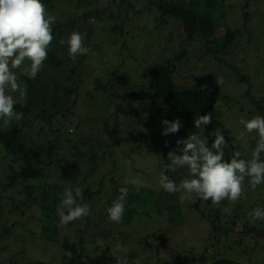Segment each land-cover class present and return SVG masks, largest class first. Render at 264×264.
<instances>
[{
    "label": "trees",
    "instance_id": "trees-1",
    "mask_svg": "<svg viewBox=\"0 0 264 264\" xmlns=\"http://www.w3.org/2000/svg\"><path fill=\"white\" fill-rule=\"evenodd\" d=\"M92 1L94 0H76L75 8L71 7V9H75L81 15L78 18L79 20L68 18V25L72 26L73 30L69 31L59 22L53 25L54 40L49 47L48 58L35 79H29L24 72L25 68L30 67V61L27 60L28 63L20 71L23 72L24 78L22 82L18 78V82H21L27 88V95L24 101H17L15 110L23 113V119L18 122L13 120L7 128H4L2 121H0V169L2 168V172L5 176H8L13 173L10 170L20 167L21 163L24 166L30 163V166H32V169L29 168L28 170L37 174L34 179L28 177L27 174L22 177L15 174L12 176L13 185L9 187L15 186L21 180L24 184L22 193L25 194L27 204H34L44 208L42 213L45 218L44 220L41 218L42 222L40 224L44 232L42 235L44 239L50 234L57 238L59 232L56 227L52 226L51 222L57 217L56 212L59 203L55 207H49L51 205V202H49L50 192L53 195V190L56 189L58 194H62L68 184L69 176V169L61 166L54 167L51 163L62 150V139L65 141L69 139L70 142H75L70 137L72 135H70L69 129L67 130L66 127L72 128L73 124L83 121V119L77 118L75 114L74 101L78 93L76 89L82 88L84 81L80 77L79 68L83 63L90 60V55L95 53L97 55L103 53V57L107 58L109 63H111V59L119 58L118 55L123 60H126L127 48L133 47L134 41L141 39V28H138L136 33L132 34L130 38L128 37L129 31L126 23H128L131 16L136 20L139 19L138 16L140 14L147 12L148 15L153 17V29L160 32L165 27L170 26L171 30L177 32L179 36V39L172 41L175 42L174 46H171V49L167 48L171 52L172 59L164 63H152V65L148 66V82L142 83L139 87H134L125 95V99L129 100L128 102L132 103L133 100L138 103L136 107L131 105L128 108L134 112L133 126L135 123H137L136 125L140 123L142 116L139 104L141 106V102L148 104L150 102L157 109L165 110L167 120L173 121L176 118H180L182 122L180 131H187V133H184L186 137L190 133H198L202 139H207L209 147H211L215 139L212 132L219 128L221 134L225 136L228 142L224 158L230 160L235 151H242L240 140L236 138L237 132L244 130L243 126L239 124V119L243 118L246 120L247 109L250 115L259 114L264 116V84L258 97L252 93V87L256 79L262 73L264 76V10L258 4H252V0H243L240 16L235 12V6L232 5L231 0H113V3L108 7L109 10L106 12H103L102 9L100 10L98 5ZM42 2L47 7L54 6L53 0H42ZM255 11H257V14H254ZM229 17L234 24L237 23L235 28L227 26ZM253 17L257 19V31L261 34L260 38L262 36L263 44L260 43L257 47L247 45L243 52L238 55L236 53L231 58L232 53H234L233 49L238 46V40L245 37L244 40L246 39L250 43L255 39L250 27ZM105 18H109L107 24L103 22ZM92 20H97V22H92ZM110 21H113V26L109 29L107 25ZM240 21H244V23L240 24ZM75 22L80 24L79 28H77ZM142 28L145 30V27ZM222 30H225L224 35L217 37V33ZM73 31H79L82 35L86 33L87 36L84 42L90 52L87 55L78 56L80 62L70 69L67 61H70L71 58L68 54L66 41ZM102 35H107V39L94 40ZM117 37H120L121 40L125 37L126 41L114 54L116 49L114 47L118 43ZM61 39L65 41L64 44L60 43ZM95 41H97V44L93 46ZM159 42L164 47L166 46L165 38ZM92 47L95 49H92ZM65 54L67 57H64ZM107 54L109 55L107 56ZM123 63L124 61L122 60L118 61L113 74H118V69L123 67ZM181 66L190 68L189 70L193 74V82L186 88H180L177 85L176 76ZM219 66H227L233 74V79L229 80V85L226 82H224L222 87L216 84L215 77H220L217 72L220 69ZM75 77L78 78V81ZM88 79L87 84L90 82L95 87L94 90L96 92L99 91L106 94L113 92L111 94L112 97L117 95L116 90L120 88V86L110 88L101 79H93L92 81H90V78ZM256 85H260L259 80ZM99 97H90L93 109L100 106L101 110V105H103L101 101L103 99ZM217 101L219 102L218 107L214 108ZM152 108L154 109V107ZM207 113H211L213 120L205 126L204 132H202L203 128L196 129L194 127V120L199 115ZM68 122H70L69 125H67ZM136 125L134 129L132 126L133 131L129 132L126 137L127 141H129L128 143H132V148L141 149L142 145L139 138L142 134L136 128ZM91 134V131L86 130L78 135V137L82 136L84 140L81 142V147H88L85 141L90 138ZM147 135L150 138L154 134L148 132ZM181 138H184V136L182 135ZM258 138L256 133L249 140V145L252 146V149L255 148ZM73 148L78 151L79 147L75 143ZM103 157L100 158L90 149L81 154L80 159L83 162L91 163L89 172L91 178L96 175L99 164L105 160ZM241 158L247 159L244 153H242ZM262 158H264V154H262ZM22 160L23 162H20ZM63 163L64 161L60 162L61 165ZM168 164H165L164 168L163 164L159 162V171H165ZM21 168L26 169V166ZM186 168L179 167L175 172L168 171L166 174L179 184L184 178ZM131 185L123 181L116 184L112 198L110 197L107 200L104 204V211L101 212L102 222L108 220L107 209L120 195L119 190L128 186L127 189H130L133 186ZM0 186L5 187V184L0 182ZM101 189H103V182L99 189L94 191L90 187L85 186L81 189L83 192L82 202H86L87 198H89L90 201L97 204L100 200ZM38 190H42L41 194L43 193L41 200L37 199ZM135 190L137 192V201L133 203L127 202L125 205V212L121 220V223L125 226L131 227L136 217L141 213L147 215L150 208L153 212H157V215H163L166 211L172 214V212L176 211V208L169 202L171 193L146 187H139ZM262 191V184L253 189L246 178L245 196L238 200L236 205H232L233 202L225 200L216 206L209 200L208 206H211V209L207 212H202L204 218L213 229H217L222 224L227 228L229 221H231V225H235L238 222L246 223L252 233L247 236V241H243L247 244L249 239H254L256 241L254 248L249 249L246 247L247 245L245 247H234L227 244L223 248L219 247L220 250H218L216 246H222L225 241H216L211 242V248L215 249L214 253H210L211 256L208 255L211 250L209 247L203 253H201L203 251L202 248H191V258L198 260L200 264H260L257 259H254V253L255 251L259 253L261 248V251L264 252V221L256 220L253 222L248 213L257 207L264 208L259 199ZM164 193L169 194L168 197H164ZM197 199L198 201L193 205V208L200 211L199 203L202 199L198 196ZM241 200L242 202H239ZM77 202L81 203L79 198H77ZM46 207L51 210L46 211ZM15 210L18 211L16 208ZM24 217L26 216L21 215L18 217L19 221L14 220L12 222L8 219L3 225L0 224L2 228L0 230V246L4 245L6 240L11 239L10 237L15 236L13 235L15 227L23 225ZM25 230L31 234L30 236L19 238V244L24 249H26V244L29 242V237L32 239V235L35 237L32 234V230L29 228ZM82 234L79 235V242L75 238L74 240L65 238L63 243L56 239L55 244L62 248L66 254L61 264H86L95 260L108 261L109 264H112L111 262L116 263L115 257L110 260L107 257L109 253L107 248L102 249L104 246L101 245L102 247L100 248L98 244L97 246L95 245V241L101 242L107 239L108 235H106V232H99L98 236L91 231L90 233L89 231L86 232L85 235ZM41 239L44 240L43 238ZM144 242L146 243V240ZM161 243L158 245L146 244L149 249L155 248L159 251L164 241ZM47 244H50V242ZM235 249L241 251L237 254ZM68 253H71V257L68 256ZM26 254L13 245L3 250L0 253V257L7 259L9 264H45L41 261H27L25 263L19 261L26 257ZM129 257L133 259L132 264H135L134 255L130 254ZM69 258H71V262L68 260ZM164 264H176V262L166 261Z\"/></svg>",
    "mask_w": 264,
    "mask_h": 264
},
{
    "label": "rangeland",
    "instance_id": "rangeland-1",
    "mask_svg": "<svg viewBox=\"0 0 264 264\" xmlns=\"http://www.w3.org/2000/svg\"><path fill=\"white\" fill-rule=\"evenodd\" d=\"M53 1L54 6L47 7L49 13L56 17V22L61 23L69 31L73 30V27L68 25V18L79 20L78 18L81 17L79 12H76L75 9H71L72 6L75 8L74 4L77 3L76 0ZM92 2H95L100 10L102 9L103 12H106L109 10L108 7L113 3V0H94ZM230 2L235 6V12L241 16L240 12L242 11L243 0H231ZM251 2L252 4H258V6L264 10V0H252ZM66 6H68L67 9H65ZM254 14H257V11H255ZM138 17L139 19L135 20L133 19V16H131L128 23H126L129 31V38L132 34L136 33L138 28H141V39L139 41H134L133 47L127 48L126 60H123V58L117 53L119 58L111 59V63H109L107 58L103 57V53L98 55L95 53L90 55V60L83 63L79 68L80 77L84 81L82 88L76 89L78 93L76 94V97L74 96V101L76 109L75 114L77 115V118H81L83 121H81L82 123L77 122L76 124H73L72 128L69 126L66 127L67 130L69 129L70 135L77 138L70 136L75 142H70L69 139L66 141L62 139V150L59 152L57 158L51 163L54 167L61 166L69 169L68 184L65 186L64 192L66 189L74 190L77 186L81 189L86 186L90 187L92 191L98 190L103 182V189H101L102 192L100 193L99 202L95 204L87 198V201L83 203L89 205V215L68 225H61L57 214V217L51 221L52 226L59 230L57 238H54V235L50 234L44 239V237H42L44 232L40 227L42 222L41 218L42 220L45 218L42 213L44 208H40V206L34 204H27L25 194L22 193L24 184L21 180L15 186L9 187L10 185H13L12 176L15 174L20 177L27 174L31 179H34L37 174L28 170L29 168L32 169L30 163L25 165L26 169L21 168L25 167L21 163L20 167L10 170L13 172L8 175L10 177L5 176L1 168L0 182H3L5 187L0 186V224L3 225L8 219L12 222L14 220L19 221L18 217L21 215L26 217H24L25 221H23V225L15 227L16 229L13 232V235L15 236L10 237L11 239L6 240L4 242L5 244L0 246V253L8 247L15 245L19 250L27 253L26 257L19 260L22 263L27 261H41L45 264H61L66 254L62 248L55 244L56 239L63 243L65 242V238L70 240H74L75 238L76 241L79 242V235L81 233H83L82 235H85L88 231L89 233L90 231L95 233L97 236L99 235V232H106V235H108L107 239L101 242L95 241V245L97 246L98 244L100 248L104 246L102 249L107 248L109 250L107 255L109 260L112 257H115L116 263L118 264H124L125 261H127V264H132L133 259L129 257L130 254L134 255V261L136 262L138 260L139 264H164L166 261H173L176 262V264H200L198 260L191 258L192 255L190 254V249L202 248L203 251L201 250V253H203L207 247L211 248V242L223 240L225 242L222 246L217 245L216 249L220 250L219 247L223 248L227 244L234 247H245L247 245L246 247L249 249L255 247L256 241L254 239H249L247 244L243 241H247V236H250L252 233L249 231V226L244 222H238L235 225H231V221H229L227 228L223 224L217 229L211 228L210 224L202 214V212L210 210L211 206H208V201L201 200L199 203L200 211L195 210L193 205L198 201L196 194H191V196L182 200L181 196L184 195V193H171V199L169 202L174 208H176L174 213L172 212L171 214L166 211L163 215H157L158 213L153 212L150 208L147 215L143 213L139 214L131 227L125 226L121 221L119 223L111 221L109 215L108 220L102 222L101 212L104 211V204L110 197L112 198L116 189V184H119L121 181L125 183L127 181L128 184H132L131 181L133 179L140 181V186L132 184V188L128 189L127 202L130 203L137 201V192L135 189H138L139 187L155 189L161 192L165 191L159 185V176L162 172L159 171V162L163 164L165 168V164L170 163V161H168V152L177 149L176 141L187 138L185 136L186 134H184L187 133L185 130L167 136L162 135L165 127V125L162 124V121L167 119V115L164 109H157L149 101V104L144 102H141V106L139 104V109L142 112L141 119L138 117L140 123L138 125H136L137 123H135L134 126L132 125L134 112L128 108H130L131 105L136 107L138 103L133 100L132 103L128 102L129 100L125 99V95L134 87H139L142 83L148 82V66L152 65V63H164L169 59H172L171 52L167 48L169 47L171 49V46H174L175 43L172 41L179 39L177 32H173L170 26L165 27L164 30L160 32L153 29V17L148 15L147 12L140 14ZM108 19L109 18H105L103 22L107 24ZM92 22H97V20H92ZM75 23L77 24V28H79L80 24L78 22ZM239 23L243 24L244 21H240ZM236 25L237 23L234 24L229 17L227 26L235 28ZM107 26L110 29L113 26V21H110ZM142 27H145V30H143ZM250 27L252 31L251 33L254 35L255 39L250 43L247 42L246 39L244 40L245 37L238 40V46L233 49L234 53H232L231 58L233 55H236V53L238 55L243 52V50L247 48V45L257 47L260 43L263 44L262 36L260 38L261 34L257 31V19L255 17L252 18ZM224 32L225 30H222L221 32L219 31L217 37L224 35ZM86 36V33H83L84 39H86ZM100 38L105 40L107 39V35H102L94 40L100 41ZM163 38H165V47L159 42L162 41ZM117 41V46L114 47L116 48L114 54L123 46V42L126 41V38L124 37L121 40L120 37H117ZM96 44L97 41L93 43V46H96ZM92 49L95 48L92 47ZM108 55L109 54H107V56ZM64 57H67V55L65 54ZM119 60L124 61L125 64L123 63V67L118 69V74H113ZM79 62L80 59L77 57L75 61L72 59L67 61V64L71 69ZM26 63H28L27 60L24 62V66ZM219 67L220 69H218L217 72L220 74V77H223L224 82L229 85V80L233 79V74L227 66ZM22 68L15 70L21 82L24 78L23 72H20ZM189 69L190 68H187L186 66H181L179 68L176 80L177 85L180 88H186L193 82V74ZM88 78L91 79L90 81L93 79H101L110 88L120 86V88L116 90L117 95L112 97L111 94L113 92L108 94L99 91L96 92L94 90L95 87L90 82L87 84V80H89ZM75 79L78 81L77 77H75ZM258 80L260 81L259 86L256 85ZM263 80L264 76L262 73L256 79V82H254L252 93L256 97L259 96L260 89L264 87ZM14 95L17 96V101L25 100L19 99L18 94ZM96 96H100L103 99L101 101L103 102L101 110L100 106L93 109L94 107L90 103V97L95 98ZM152 107H154V109ZM97 111L99 112L97 113ZM253 116V114L250 115L248 113L247 109L246 120ZM80 123L81 125H79ZM69 124L70 122L67 123V125ZM135 125L142 134L139 138L140 144L142 145L141 149L132 148V143H128L129 141H127L126 136H128L129 132L133 131ZM86 130L91 131L92 134L90 135V138L85 141L88 144V147H81V142L84 140L82 139V136L78 137V135ZM148 132H151L154 135L148 138ZM202 132H204V128ZM239 133L240 132H237L236 134L238 140H240L238 138ZM181 134L184 138H181ZM255 134V132L247 134L246 142L240 140L242 145L241 152L244 153L247 159L251 158V152L253 151L252 146L249 145V140L254 137ZM75 143L76 146L79 147L78 151L73 148ZM88 149L95 152L100 158L105 155V157H103L105 160L99 164V169L93 178L89 175L91 163L87 161L83 162L80 159L81 154ZM61 161H64L62 165L60 164ZM20 162H23V160ZM186 178H190L188 168L185 169L183 179ZM262 189L263 191L261 192L259 199L261 204L264 205V184H262ZM41 192L42 190H38V200H41V197H43V193L41 194ZM64 192L58 194L56 189L53 190V195H51L50 192L49 202H51V205L49 207H55L57 203L60 205ZM168 195L169 194L167 193L163 194L164 197H168ZM239 202H242V200ZM236 203H238V201L232 203V205H236ZM15 208L18 211H16ZM45 210L50 211L51 209L46 207ZM26 228L32 230V234H34L35 237L33 235V239L29 237V242L26 244V249H24L23 246L19 244V238L30 236L31 233L26 231ZM1 229L0 226V230ZM245 232L247 233L245 234ZM40 238H43L44 240H40ZM34 239L36 240L33 241ZM145 240L146 243L151 245L162 244V241H164V243L162 248L157 251L155 248L149 249L144 242ZM48 242H50V244H47ZM261 242H263V240H261ZM261 249L259 253H257L258 251H255L254 259H257L260 264H264V252H262ZM235 250L237 254L241 251L238 249ZM213 251H215V249L211 248L208 255L211 256L210 253H214ZM245 256L247 257V255ZM68 260L70 261L71 258ZM107 263L108 261L101 262L95 260L92 263L86 264ZM111 263L114 264V262ZM0 264L9 263L7 259L0 257Z\"/></svg>",
    "mask_w": 264,
    "mask_h": 264
},
{
    "label": "clouds",
    "instance_id": "clouds-1",
    "mask_svg": "<svg viewBox=\"0 0 264 264\" xmlns=\"http://www.w3.org/2000/svg\"><path fill=\"white\" fill-rule=\"evenodd\" d=\"M55 22L56 17L49 13L42 0H0V121L4 128L9 127L13 120L18 122L23 119V113L15 110L17 96L14 94H18L21 100L25 99L27 88L18 82L15 70L21 69L28 60L31 63L29 68L24 69L25 74L29 79L37 77L54 40ZM60 43L64 44L65 41L61 39ZM66 43L73 61L90 52L79 31H73ZM215 82L222 87L224 79L215 77ZM218 104L217 101L214 108ZM212 120L211 113L199 115L194 120V127L205 128ZM162 124L165 125L162 135L165 136L178 133L182 127L180 118L173 121L165 119ZM239 124L244 129L239 133L240 140L246 142L247 134L253 132L259 137L250 159H242V153L237 150L230 160H226L224 157L228 142L219 128L212 132L215 139L211 147L206 138L202 139L198 133H190L186 139L176 141L175 151L168 152L170 163L160 173V187L169 193H184L182 200L196 194L200 199L210 200L213 205L218 206L222 201L235 203L244 197L246 178L253 189L264 184V116L257 114L247 120L241 118ZM178 167H187L190 173V178L183 179L179 185L166 174L168 171L175 172ZM131 183L140 186V181L136 179ZM119 191L120 195L107 209L109 219L116 223L122 220L128 196L126 187ZM77 198L81 203L77 202ZM82 201L83 192L80 187L65 190L61 204L57 207L61 225H68L89 215V205ZM248 215L253 222L264 221V208L257 207ZM68 256L71 257V253ZM135 264H139V261Z\"/></svg>",
    "mask_w": 264,
    "mask_h": 264
}]
</instances>
